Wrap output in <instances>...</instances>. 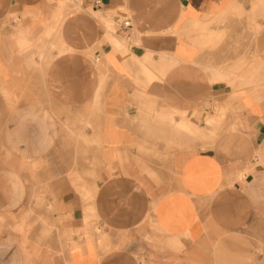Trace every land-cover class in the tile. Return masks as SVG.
<instances>
[{
  "label": "crops",
  "instance_id": "crops-1",
  "mask_svg": "<svg viewBox=\"0 0 264 264\" xmlns=\"http://www.w3.org/2000/svg\"><path fill=\"white\" fill-rule=\"evenodd\" d=\"M0 264H264V0H0Z\"/></svg>",
  "mask_w": 264,
  "mask_h": 264
},
{
  "label": "rangeland",
  "instance_id": "rangeland-1",
  "mask_svg": "<svg viewBox=\"0 0 264 264\" xmlns=\"http://www.w3.org/2000/svg\"><path fill=\"white\" fill-rule=\"evenodd\" d=\"M203 105H201L199 108H201L199 111H201V112H203ZM197 108H198V106H197ZM214 108H215V111H214V114H216L217 115V119L215 120V123H216V126H213V138H215V137H217V133H218V130H219V126H218V122H219V108H218V105H215L214 106ZM224 115H225V112H224ZM196 117H197V120L199 119V115H198V112H197V115H196ZM217 128V129H216ZM217 130V131H216ZM200 131L201 130H199V128H198V126H197V130H196V133H197V135L200 133ZM213 144H216V142L214 143V142H212ZM218 144V143H217Z\"/></svg>",
  "mask_w": 264,
  "mask_h": 264
},
{
  "label": "bare ground",
  "instance_id": "bare-ground-1",
  "mask_svg": "<svg viewBox=\"0 0 264 264\" xmlns=\"http://www.w3.org/2000/svg\"><path fill=\"white\" fill-rule=\"evenodd\" d=\"M127 13V12H126ZM179 32V31H178ZM50 37V36H49ZM111 41V40H110ZM45 42V41H44ZM54 46V45H53ZM125 54V53H124ZM99 60V59H98ZM100 61V60H99ZM98 61V62H99ZM97 62V63H98ZM151 64H153V63H151ZM159 65H161V64H159ZM97 66V65H96ZM133 68V67H132ZM159 71V70H158ZM216 79V78H215ZM143 82H144V80H143ZM101 86V85H100ZM136 100V99H135ZM182 112V111H181ZM169 113V112H168ZM182 122V121H181ZM174 126V125H173ZM184 126V125H183ZM186 126V125H185ZM51 130V129H50ZM167 130V129H166ZM211 131V130H210ZM217 131V130H216ZM184 133V132H183ZM179 134V133H178ZM56 135V134H55ZM204 135V134H203ZM208 148V147H207ZM152 179V178H151ZM101 241V240H100Z\"/></svg>",
  "mask_w": 264,
  "mask_h": 264
},
{
  "label": "built area",
  "instance_id": "built-area-1",
  "mask_svg": "<svg viewBox=\"0 0 264 264\" xmlns=\"http://www.w3.org/2000/svg\"><path fill=\"white\" fill-rule=\"evenodd\" d=\"M124 25H125L126 27H128V26H130V22H129V21H125V22H124Z\"/></svg>",
  "mask_w": 264,
  "mask_h": 264
}]
</instances>
